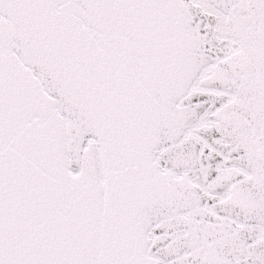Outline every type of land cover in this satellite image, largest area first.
Returning <instances> with one entry per match:
<instances>
[{
  "label": "snow or ice",
  "instance_id": "6c2138e0",
  "mask_svg": "<svg viewBox=\"0 0 264 264\" xmlns=\"http://www.w3.org/2000/svg\"><path fill=\"white\" fill-rule=\"evenodd\" d=\"M0 264H264V0H0Z\"/></svg>",
  "mask_w": 264,
  "mask_h": 264
}]
</instances>
